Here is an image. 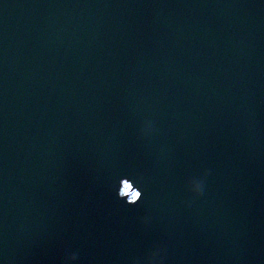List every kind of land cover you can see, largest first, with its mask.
<instances>
[{"label": "water", "instance_id": "water-1", "mask_svg": "<svg viewBox=\"0 0 264 264\" xmlns=\"http://www.w3.org/2000/svg\"><path fill=\"white\" fill-rule=\"evenodd\" d=\"M0 264H264V0H0Z\"/></svg>", "mask_w": 264, "mask_h": 264}, {"label": "rangeland", "instance_id": "rangeland-1", "mask_svg": "<svg viewBox=\"0 0 264 264\" xmlns=\"http://www.w3.org/2000/svg\"><path fill=\"white\" fill-rule=\"evenodd\" d=\"M125 184H127V185L129 186V192H126V193L128 194L129 199L132 198V194H133V193H134L135 196H136V195H137L136 191H135L134 189L131 188V186H130V184H129L128 182H123V185H122V188H121V189H122V190L124 189Z\"/></svg>", "mask_w": 264, "mask_h": 264}, {"label": "snow or ice", "instance_id": "snow-or-ice-1", "mask_svg": "<svg viewBox=\"0 0 264 264\" xmlns=\"http://www.w3.org/2000/svg\"><path fill=\"white\" fill-rule=\"evenodd\" d=\"M123 191L124 192H129V186L127 184H125ZM132 198L133 199L135 198V194L134 193L132 194Z\"/></svg>", "mask_w": 264, "mask_h": 264}]
</instances>
